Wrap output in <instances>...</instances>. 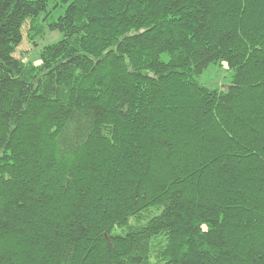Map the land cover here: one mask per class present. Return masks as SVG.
Returning a JSON list of instances; mask_svg holds the SVG:
<instances>
[{"label": "trees", "instance_id": "16d2710c", "mask_svg": "<svg viewBox=\"0 0 264 264\" xmlns=\"http://www.w3.org/2000/svg\"><path fill=\"white\" fill-rule=\"evenodd\" d=\"M0 264H264V0H0Z\"/></svg>", "mask_w": 264, "mask_h": 264}, {"label": "rangeland", "instance_id": "374dc122", "mask_svg": "<svg viewBox=\"0 0 264 264\" xmlns=\"http://www.w3.org/2000/svg\"><path fill=\"white\" fill-rule=\"evenodd\" d=\"M63 10L64 5L56 6L51 2L46 11L40 13L34 20L35 30L28 31L30 29L28 23L23 27V39L16 47L14 56L27 68L39 66L43 49L61 39L62 34L50 25L63 14ZM166 58V55H163V59L166 60ZM196 78L209 88L224 90L232 80V71L224 63H211Z\"/></svg>", "mask_w": 264, "mask_h": 264}]
</instances>
